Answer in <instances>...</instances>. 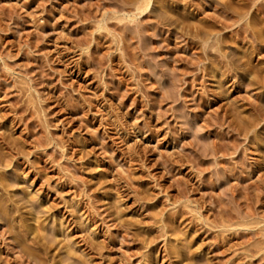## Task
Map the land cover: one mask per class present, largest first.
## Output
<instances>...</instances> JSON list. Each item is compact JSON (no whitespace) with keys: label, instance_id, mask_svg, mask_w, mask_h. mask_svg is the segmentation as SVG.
<instances>
[{"label":"rangeland","instance_id":"obj_1","mask_svg":"<svg viewBox=\"0 0 264 264\" xmlns=\"http://www.w3.org/2000/svg\"><path fill=\"white\" fill-rule=\"evenodd\" d=\"M0 264H264V0H0Z\"/></svg>","mask_w":264,"mask_h":264},{"label":"bare ground","instance_id":"obj_2","mask_svg":"<svg viewBox=\"0 0 264 264\" xmlns=\"http://www.w3.org/2000/svg\"><path fill=\"white\" fill-rule=\"evenodd\" d=\"M249 1H252V0H249ZM148 2V1H147ZM229 2V1H228ZM248 2V1H247ZM146 3V2H145ZM230 3V2H229ZM148 4V3H147ZM247 4V3H246ZM145 5V4H144ZM143 6V5H142ZM145 6H143L142 8L141 7H136V10L138 11V13H141V12H143L144 10H145ZM253 36V35H252ZM259 36V35H258ZM261 36V35H260ZM247 37V36H246ZM262 37V36H261ZM239 38V37H238ZM260 39V38H259ZM259 39H258V41H259ZM251 40H253V39H251ZM6 144V143H5ZM4 148V147H3ZM3 148H1V149H3ZM6 148H8V147H6ZM3 161V160H2ZM3 163V162H2ZM3 165H5V163L3 164ZM6 165H8V164H6ZM5 186V185H4ZM6 188V187H5ZM35 219V218H34ZM33 221V220H32ZM37 221H39V220H37ZM34 222H36V220H34ZM40 223H41V221H40ZM42 224V223H41ZM33 225V224H32ZM34 225H36L35 223H34ZM33 225V226H34ZM43 227V226H42ZM34 230H37V231H39V227L38 226H35L34 227ZM33 230V231H34ZM36 231V232H37ZM35 232V231H34ZM40 232V231H39ZM35 234H37V233H35ZM40 235H41V232H40ZM42 237V236H41ZM36 238V237H35ZM38 238V237H37ZM39 239V238H38ZM41 239V238H40ZM35 240V239H34ZM66 257V256H65ZM69 260V259H68ZM75 260V259H74ZM83 261V260H82ZM84 262V261H83ZM81 263V262H80Z\"/></svg>","mask_w":264,"mask_h":264}]
</instances>
